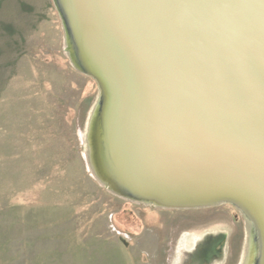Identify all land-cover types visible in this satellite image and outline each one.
Listing matches in <instances>:
<instances>
[{"label": "rangeland", "instance_id": "1", "mask_svg": "<svg viewBox=\"0 0 264 264\" xmlns=\"http://www.w3.org/2000/svg\"><path fill=\"white\" fill-rule=\"evenodd\" d=\"M70 18L0 0V264H257L240 207L160 205L108 171L110 102Z\"/></svg>", "mask_w": 264, "mask_h": 264}, {"label": "water", "instance_id": "2", "mask_svg": "<svg viewBox=\"0 0 264 264\" xmlns=\"http://www.w3.org/2000/svg\"><path fill=\"white\" fill-rule=\"evenodd\" d=\"M62 6L109 98L102 139L121 188L164 206L240 207L264 264V0Z\"/></svg>", "mask_w": 264, "mask_h": 264}]
</instances>
